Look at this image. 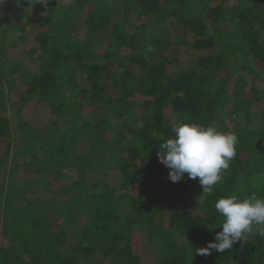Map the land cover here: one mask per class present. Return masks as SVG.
<instances>
[{"label":"trees","instance_id":"obj_1","mask_svg":"<svg viewBox=\"0 0 264 264\" xmlns=\"http://www.w3.org/2000/svg\"><path fill=\"white\" fill-rule=\"evenodd\" d=\"M0 95V264H264L197 253L264 198V0H0ZM174 118L238 137L210 196L157 158Z\"/></svg>","mask_w":264,"mask_h":264},{"label":"clouds","instance_id":"obj_2","mask_svg":"<svg viewBox=\"0 0 264 264\" xmlns=\"http://www.w3.org/2000/svg\"><path fill=\"white\" fill-rule=\"evenodd\" d=\"M36 2L47 5V0ZM171 132L172 137L160 144L157 152L159 162L169 169L168 179L176 183L187 174L188 179L198 178L202 195H212L236 157L238 137L218 130L215 124L202 126L179 118H174ZM214 207L223 218L222 231L215 235V242L198 249V254L206 255L210 249L224 252L247 235L264 236V198L255 193L244 198L231 194L217 199Z\"/></svg>","mask_w":264,"mask_h":264},{"label":"rangeland","instance_id":"obj_3","mask_svg":"<svg viewBox=\"0 0 264 264\" xmlns=\"http://www.w3.org/2000/svg\"><path fill=\"white\" fill-rule=\"evenodd\" d=\"M174 71H175V69H174ZM3 92H5V90ZM4 96L5 95H3V96L0 95V97H1L0 99L5 100L6 96L5 97ZM10 156H11V153H10ZM1 180L5 181V178L2 179V175H0V182H1Z\"/></svg>","mask_w":264,"mask_h":264}]
</instances>
